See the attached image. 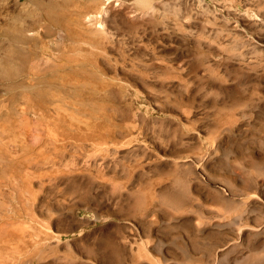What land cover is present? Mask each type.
<instances>
[{
    "label": "rangeland",
    "instance_id": "rangeland-1",
    "mask_svg": "<svg viewBox=\"0 0 264 264\" xmlns=\"http://www.w3.org/2000/svg\"><path fill=\"white\" fill-rule=\"evenodd\" d=\"M0 7V264H264V0Z\"/></svg>",
    "mask_w": 264,
    "mask_h": 264
},
{
    "label": "bare ground",
    "instance_id": "bare-ground-1",
    "mask_svg": "<svg viewBox=\"0 0 264 264\" xmlns=\"http://www.w3.org/2000/svg\"><path fill=\"white\" fill-rule=\"evenodd\" d=\"M17 1H20V0H17ZM48 2H47V5H48ZM16 4H18V3L16 2ZM0 8H2V7H0ZM31 15L33 16V13L26 14V16L25 17L23 16V17L24 18H27V17L28 18H32ZM12 18H14V20H17V19H19V20L21 19L22 20L23 19L22 18V15L20 13H17ZM22 21L20 22V24H18L17 26H14L13 27V32L14 33L11 34L12 37L10 38L12 41H14L15 43H18V44L19 43L20 44L21 43H24L27 40H31V38H29V37L26 36V33L29 32V31H31L32 30V27L34 25L31 21L28 22V25L27 24L26 25L23 24L24 22H22ZM34 27H35V25H34ZM8 36H9V34H8ZM20 49L21 48L18 46L17 50H15L17 52V56L16 57L19 59L20 62L26 63V61H27V53L24 52V51H22V49L21 50ZM8 52H9L8 54L11 55L13 51L8 50ZM8 54H7V56H8ZM20 74H21V68L19 66H12V65H10V59H7L6 58L3 61L0 60V78L4 79L7 82L14 83V82H16L14 80V76H19Z\"/></svg>",
    "mask_w": 264,
    "mask_h": 264
}]
</instances>
